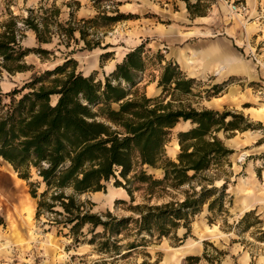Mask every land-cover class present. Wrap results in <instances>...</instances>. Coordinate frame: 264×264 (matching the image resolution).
I'll return each mask as SVG.
<instances>
[{
    "label": "trees",
    "instance_id": "16d2710c",
    "mask_svg": "<svg viewBox=\"0 0 264 264\" xmlns=\"http://www.w3.org/2000/svg\"><path fill=\"white\" fill-rule=\"evenodd\" d=\"M101 1L93 3L99 8ZM185 3L191 17L201 14L195 11L198 3ZM59 13L54 4L28 8L24 16L7 11L0 19V74L32 69L24 61L34 50L22 44L27 29L38 43H48L57 35L66 45L80 39L92 49L99 41L88 39L89 29L121 19L120 14L100 11L77 20L71 10L61 22ZM146 48L141 42L127 51L103 80L96 79L95 72H76V61L66 59L33 71L19 87L0 89V157L20 178L37 175L35 183L44 188L39 194L31 190L37 199L36 217L49 213V224L66 227L73 241L92 245L102 255L95 264H116L118 258L145 249L153 240L174 236L179 226L186 228V235L192 218L206 203L209 210L221 211L227 180L220 187L213 184L226 173L224 166L230 165L233 150L216 133L258 128L240 112L191 106L185 100L197 79L166 60L161 50L150 55ZM152 62L160 70L150 80L160 88L156 95L140 87ZM213 87L215 95L220 89ZM179 121H188L191 127L177 132L179 151L172 159L165 147ZM148 168H160L161 177ZM111 178L132 203L140 194L141 200L128 207L130 215L93 213L89 201L80 199ZM139 264L149 262L144 259Z\"/></svg>",
    "mask_w": 264,
    "mask_h": 264
},
{
    "label": "rangeland",
    "instance_id": "374dc122",
    "mask_svg": "<svg viewBox=\"0 0 264 264\" xmlns=\"http://www.w3.org/2000/svg\"><path fill=\"white\" fill-rule=\"evenodd\" d=\"M188 1L198 3L195 11L205 14V22L176 25L173 14L178 10L177 0H102L99 8L93 0H0V19L8 10L24 16L28 8H37L40 4L59 7L61 22L68 19L71 10L77 20L92 17L100 11L121 17L109 26L97 25L95 29H89L88 39L94 37L99 41V46L92 49L85 48L80 39L66 45L57 35L48 43H38L34 32L27 29L22 44L34 50L24 57V61L32 65V69L15 73L3 71L0 89L7 91L19 87L33 71L52 68L66 59L76 61V72L84 75L95 72L96 79L103 80L125 53L139 43L145 42L147 54L153 55L158 50L161 41L156 38L155 27L170 31L173 28L191 30L184 34L189 35L190 52L221 39L252 66L255 77L251 80L243 75L222 78L215 72V63L207 68L199 67L202 73L195 77L197 83L185 101L197 109L240 112L258 126L245 131L216 133L233 150L228 159L230 165L224 166L226 173L213 184L220 187L224 179L227 180L223 208L221 211L209 210L207 203L204 204L192 218L186 235V228L179 226L174 236L153 240L145 249L118 258L116 264H139L144 259L149 264H264V0H242L248 6L244 16L231 11V4L237 0ZM194 17L189 15L190 21ZM204 25L209 27L198 28ZM149 45L151 48L148 49ZM177 46V41L169 45L171 49ZM37 48L47 52L39 54L35 51ZM102 55L105 58L101 59ZM159 73V67L153 62L147 65L140 87L144 86L148 95L160 92L156 81H150ZM214 85L220 89L215 95ZM214 97L221 98V105H210ZM190 127V122L179 121L171 129L170 141L165 147L169 158L175 159L179 151L177 132ZM148 171L155 177L162 175L160 168H148ZM37 179L34 172L28 180L20 178L0 157V264H95L102 255L92 245L75 242L68 228L49 224V213L36 217L37 199L31 190L35 188L39 194L44 188L42 183H35ZM29 181L34 182L33 185ZM111 188L115 195L108 200ZM177 196L182 197L181 194ZM135 197L133 203L141 200L139 193ZM80 199L89 201L87 206L93 213L110 211L117 217L132 213L128 209L133 204L129 195L122 186L114 183L113 178L100 190L81 194ZM247 212L248 216L241 221Z\"/></svg>",
    "mask_w": 264,
    "mask_h": 264
},
{
    "label": "crops",
    "instance_id": "0c3cea01",
    "mask_svg": "<svg viewBox=\"0 0 264 264\" xmlns=\"http://www.w3.org/2000/svg\"><path fill=\"white\" fill-rule=\"evenodd\" d=\"M178 10L173 14V19L177 24H182L183 22L188 23H199L205 22V14L201 13L195 15L194 18H191L190 21L189 13L186 8V3L183 0H177ZM209 26H199L198 28H207ZM156 38L161 41V46L157 49L161 50L164 54L166 60H172L176 62L180 69L190 77H196L201 75L202 70L199 67H206L211 64H216L217 76H222L226 78L230 75H243L247 79H253L255 73L252 66L246 63L244 60L239 58V56L231 50L227 45H225L221 39H216L212 42H209L206 45H202L200 50L190 52L191 43L189 42V35H184L185 33H191V30L183 29H172L171 31L168 28L155 27ZM202 32V31H201ZM179 42V46L171 49L169 47L170 43ZM149 48L150 45L148 46ZM114 68V67H113ZM111 69V71L113 70ZM202 68V69H203ZM221 98L214 97L210 101V105L219 106ZM261 109V108H259ZM259 109H255L256 112H260ZM177 144V142H176ZM178 147V146H177Z\"/></svg>",
    "mask_w": 264,
    "mask_h": 264
},
{
    "label": "built area",
    "instance_id": "2783aa9c",
    "mask_svg": "<svg viewBox=\"0 0 264 264\" xmlns=\"http://www.w3.org/2000/svg\"><path fill=\"white\" fill-rule=\"evenodd\" d=\"M231 11L236 15H246L248 12L247 4L242 0H237L231 4Z\"/></svg>",
    "mask_w": 264,
    "mask_h": 264
},
{
    "label": "bare ground",
    "instance_id": "6f19581e",
    "mask_svg": "<svg viewBox=\"0 0 264 264\" xmlns=\"http://www.w3.org/2000/svg\"><path fill=\"white\" fill-rule=\"evenodd\" d=\"M109 193L110 194L108 195V200L112 199L114 197V195H115V191L113 190V188H111Z\"/></svg>",
    "mask_w": 264,
    "mask_h": 264
},
{
    "label": "water",
    "instance_id": "95a60500",
    "mask_svg": "<svg viewBox=\"0 0 264 264\" xmlns=\"http://www.w3.org/2000/svg\"><path fill=\"white\" fill-rule=\"evenodd\" d=\"M151 169H153V168H151Z\"/></svg>",
    "mask_w": 264,
    "mask_h": 264
}]
</instances>
